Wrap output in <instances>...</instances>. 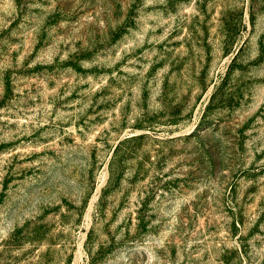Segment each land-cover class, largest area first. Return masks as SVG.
<instances>
[{
  "label": "rangeland",
  "instance_id": "374dc122",
  "mask_svg": "<svg viewBox=\"0 0 264 264\" xmlns=\"http://www.w3.org/2000/svg\"><path fill=\"white\" fill-rule=\"evenodd\" d=\"M0 264H264V0H0Z\"/></svg>",
  "mask_w": 264,
  "mask_h": 264
}]
</instances>
